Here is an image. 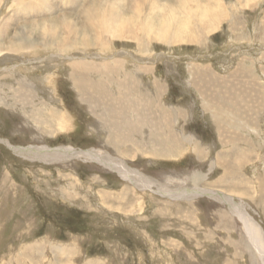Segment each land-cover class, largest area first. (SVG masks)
Here are the masks:
<instances>
[{
  "label": "rangeland",
  "instance_id": "1",
  "mask_svg": "<svg viewBox=\"0 0 264 264\" xmlns=\"http://www.w3.org/2000/svg\"><path fill=\"white\" fill-rule=\"evenodd\" d=\"M216 2L215 30L167 44L141 25L171 22L180 0H0V264H262L236 209L264 238V0ZM76 59L111 69L73 76ZM95 82L86 101L78 85ZM43 105L66 128L35 121ZM29 145L98 150L152 183L11 148Z\"/></svg>",
  "mask_w": 264,
  "mask_h": 264
},
{
  "label": "bare ground",
  "instance_id": "2",
  "mask_svg": "<svg viewBox=\"0 0 264 264\" xmlns=\"http://www.w3.org/2000/svg\"><path fill=\"white\" fill-rule=\"evenodd\" d=\"M31 1V0H30ZM211 2V1H209ZM137 3V2H136ZM192 4L191 6H187L188 4ZM140 4V2H139ZM180 4V5H179ZM196 4V5H194ZM222 3L218 4L216 2V0H212V3L209 5H200L198 3H196V1L194 0H180V3H178L180 9L178 12H174L172 11L170 15V19L171 22L167 23L166 20H163L161 22H159L158 25H161L159 27L155 26V27H148L147 25L142 24V28L144 29V31L146 32V37L148 39H153L156 40L158 42H164L167 44H171V43H175V42H184V41H192L196 38H199L203 33H207L209 31H213L217 28L218 24L221 22V20L224 18V15H227V13H224L219 6H221ZM138 5V4H136ZM194 5V6H193ZM152 6L154 7V4H151V8ZM46 7V6H45ZM138 7V6H137ZM194 7V8H193ZM173 9V8H172ZM177 13V14H176ZM180 14V15H178ZM65 22V21H64ZM91 22V21H90ZM104 22V21H103ZM131 22V21H130ZM109 23V22H108ZM117 23V22H116ZM92 24V23H90ZM118 24V23H117ZM105 23L103 24V28H104ZM116 25V24H115ZM128 24H123L120 23L118 24V31L120 32L119 35H121L122 30L127 26ZM132 25V24H131ZM136 27V24H133ZM157 25V24H156ZM140 26V27H141ZM97 27V26H95ZM94 27V28H95ZM101 27V23L98 24V28ZM74 27H69L68 31L72 32ZM97 28V29H98ZM100 30V29H99ZM102 32V31H101ZM104 32H107L104 30ZM48 34H45V38L46 37H50L51 36H55L54 33H49L46 32ZM111 33V32H108ZM100 35H98L99 37ZM111 36H114L113 34H111ZM28 39H31L29 37V35L27 36L25 33H23L22 31H19L16 34V42L14 41V46L16 48H18V50H20L23 47V44H25V41H27ZM66 39V38H65ZM200 39V38H199ZM198 40V39H197ZM68 41V40H67ZM199 41V40H198ZM86 40L83 39V43H85ZM65 43V42H64ZM28 44V43H26ZM65 45H67L65 43ZM28 46V45H27ZM32 48V47H31ZM64 48V47H63ZM66 48V47H65ZM64 48V49H65ZM24 49V48H23ZM9 50H1L0 49V56L1 54L8 52ZM66 52V51H65ZM72 58V57H69ZM74 58V57H73ZM80 58V57H78ZM99 58V57H98ZM111 58V57H110ZM58 61V60H57ZM27 62V61H26ZM110 61H106V60H100L99 63L100 65H97L95 67H92L90 65L85 64L84 61H81L80 59L76 61H73L71 64H69V68L72 70L73 76L75 75H80V72H85V75H88L86 73L93 72L94 74H99L102 69H106L109 66L105 65V64H111V63H107ZM112 62V61H111ZM27 64V63H26ZM29 65V64H28ZM102 68V69H101ZM113 68V66H112ZM143 68V67H142ZM141 68V69H142ZM108 69H111L108 68ZM17 70V69H16ZM19 70V71H18ZM18 72H25L26 75L28 74V72L31 70V68H22L18 69ZM48 76V74H47ZM81 76V75H80ZM111 76V75H110ZM82 77V76H81ZM52 78V79H51ZM41 83L43 82L44 84V77L42 78ZM51 82H55L54 76L50 78ZM37 80V79H36ZM39 80V79H38ZM78 79L76 80V83H79ZM39 81V82H40ZM49 81V80H48ZM104 81V80H103ZM131 81V80H130ZM38 82V81H37ZM50 82V83H51ZM100 82V81H99ZM105 82V81H104ZM19 90L17 91L18 93V97L20 102L23 103L24 98L26 97L27 99L30 97L31 99V90H23V84L25 86V84L27 85V81L22 78V81H19ZM49 83V84H50ZM97 83L95 82V86H90L91 88L89 89V87L87 88L86 86H83L82 84H79V92L82 93L83 98L86 101H90V99H92V102H94L95 100L97 101V99L95 97H97V94H101L96 93L98 91L97 89ZM29 84V83H28ZM75 84V83H74ZM101 84H103L101 82ZM42 85V84H41ZM48 85V84H47ZM21 86V87H20ZM51 86V85H50ZM49 86V88H50ZM120 86V85H119ZM52 87L55 88L57 90L56 87H54V84H52ZM105 88V87H104ZM24 93H22V91ZM53 90V89H52ZM55 90V92H56ZM78 90V89H77ZM86 90V91H84ZM104 90V89H103ZM102 90V91H103ZM85 94H84V92ZM54 92V91H53ZM51 93V92H50ZM58 93V92H57ZM60 93V92H59ZM24 94V96H23ZM55 94V93H54ZM52 95V93H51ZM89 98H88V96ZM102 95V94H101ZM113 95V94H112ZM53 96V95H52ZM60 96V95H59ZM92 96V97H91ZM100 96V95H99ZM56 97V96H55ZM115 97V96H114ZM34 98V97H33ZM54 99V98H53ZM63 100V98H62ZM99 100V98H98ZM29 101V99H28ZM31 101V100H30ZM33 102V100L31 101ZM42 102V101H41ZM64 102V101H63ZM91 103V102H90ZM94 104V103H93ZM25 105V104H24ZM63 105V104H62ZM42 106V105H41ZM46 105H43V107H38V108H34L35 112H37L34 116V120L37 118L39 121H41V123L45 124V127L49 128V125H47V123H52V125H54V127L57 130H63L64 128H66L64 126V123H66L68 125V114L67 111L64 110V108H56L59 109L57 111H54V109L52 108H48L45 107ZM57 106V105H56ZM63 107V106H62ZM42 108V109H40ZM55 108V106H54ZM41 110L42 111V115L41 113L39 114L38 111ZM38 114V115H37ZM38 116V117H37ZM131 119V118H130ZM36 121V120H35ZM127 125V124H126ZM108 126V125H107ZM160 126V125H159ZM59 127L61 129H59ZM50 129V128H49ZM106 129V128H105ZM108 129V128H107ZM129 130V129H128ZM131 130V129H130ZM111 132V131H109ZM123 133V132H122ZM119 135V133H118ZM117 135V136H118ZM116 137V136H115ZM117 138V137H116ZM115 144V143H114ZM118 144V143H117ZM134 146V145H133ZM150 146V145H149ZM11 147V146H10ZM157 147V146H156ZM13 148L15 151H17L20 155H24L27 156V158L32 159V160H44V161H51V160H60L62 159H66L68 157H77V158H83V159H90V160H96L99 161L100 163L107 165L111 168H113L114 170H116L119 175L121 177H123V179H127L132 181L133 183L136 184L137 180L140 179L141 175H137V173L133 172L132 170H130L128 168V164L126 165L125 162L121 161V160H117L115 158H112V156L108 155L107 153L101 152V151H94V150H75L73 148H66V147H56L54 149H50L47 146H34V145H29L27 147H11ZM153 149V148H152ZM134 150V149H133ZM132 151V149H131ZM154 152V151H153ZM165 152V151H162ZM136 153L138 154V152L136 151ZM146 153V152H145ZM119 155V154H118ZM150 156V155H149ZM120 158V156H119ZM122 158V157H121ZM123 160V159H122ZM61 161V160H60ZM132 169V168H131ZM139 173V172H138ZM140 176V177H139ZM143 176V175H142ZM144 177V176H143ZM146 177V176H145ZM138 178V179H137ZM141 182H146V184H150L147 182L146 178H142L140 179ZM140 183H137V185H140L141 187H143V185H141ZM140 187V188H141ZM144 189V188H142ZM190 188H188L189 190ZM162 188H160L158 191H161ZM195 191V190H193ZM198 191V189H197ZM162 194H165L164 191H161ZM167 192V191H166ZM196 192V191H195ZM200 192V191H199ZM214 192V191H213ZM189 193V192H188ZM191 194V193H190ZM186 197V196H185ZM217 197V196H216ZM219 197V196H218ZM232 199V198H231ZM233 200V199H232ZM230 202V200H229ZM232 202V201H231ZM236 205V204H235ZM232 207H234L232 205ZM237 207V206H236ZM238 208V207H237ZM236 209V208H235ZM236 214L237 217L239 216V219L243 222V224L245 225V230L252 242V244L255 246L258 256L262 261V264H264V238L262 235V232L259 228L258 225H256V223H254V221L252 220V218L248 215V213H245L244 211H241L240 209H236ZM263 239V240H262ZM68 256V255H67Z\"/></svg>",
  "mask_w": 264,
  "mask_h": 264
}]
</instances>
